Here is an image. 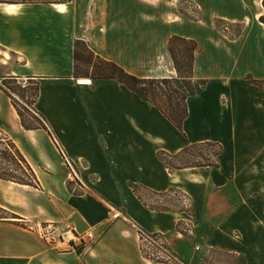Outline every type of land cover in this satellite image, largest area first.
<instances>
[{
	"label": "crops",
	"instance_id": "1",
	"mask_svg": "<svg viewBox=\"0 0 264 264\" xmlns=\"http://www.w3.org/2000/svg\"><path fill=\"white\" fill-rule=\"evenodd\" d=\"M194 1L206 15L221 2ZM174 35L198 42L197 94L188 99L182 131L125 86L74 76L81 39L136 76L175 78ZM211 38L203 22L183 21L174 0L0 3V84L11 77L52 82L37 103L52 135L25 129L0 89V134L38 180L31 186L0 179V208L10 216L0 221V264H264V167L249 165L256 158L264 165V88L247 80H264L263 41ZM205 142L223 146L220 168L171 172L159 158ZM239 162L246 166L241 173ZM73 178L82 192L77 181L69 187ZM131 183L179 190L191 213L150 209ZM168 199L159 207L174 206ZM52 222L80 233L94 229L98 239L60 252L39 233ZM139 230L163 236L181 262L145 257Z\"/></svg>",
	"mask_w": 264,
	"mask_h": 264
},
{
	"label": "trees",
	"instance_id": "2",
	"mask_svg": "<svg viewBox=\"0 0 264 264\" xmlns=\"http://www.w3.org/2000/svg\"><path fill=\"white\" fill-rule=\"evenodd\" d=\"M73 0H0L2 4H68L72 3ZM264 5V2H263ZM261 23L264 24V14L260 17ZM198 49V44L195 40L181 37L173 36L169 41V51L171 53L175 69L177 71V77L175 78H150V77H139L132 73L126 71L119 64L109 61L100 55L96 54L89 45L83 40H76L74 47V76L75 78H89L93 80V83L96 84L101 81H113L117 84H121L134 92L140 99L145 102H148L155 108H157L163 115L171 121L179 130H183V124L189 116L188 109V99L197 94V88L194 83V68H195V59L196 52ZM91 68L92 73L84 72L82 70V65ZM1 78V77H0ZM247 80L258 87L264 85V81L254 80L251 77H248ZM6 81H19V79L11 77L5 80H2L0 84V89L3 90L13 101L21 121L22 125L27 130H37L45 129L49 131L52 135V132L49 128L48 121L44 115L39 113L35 106L40 97L41 86L38 80L28 79L27 86L35 87L33 88V94L27 99H31L30 107L22 108L19 101L12 92V89L8 87ZM18 83L21 86L20 82ZM201 85L204 87L206 85L205 81H201ZM36 115V117L34 116ZM26 116L30 117L37 124H31L28 122ZM2 135V134H0ZM0 142H7V147L18 161L20 169L24 172L26 179L18 178L15 175L10 174H0V179L35 186L38 182L37 177L31 166L28 164L25 157L22 155L17 146L7 140L4 136L0 137ZM207 147L217 149L218 153L215 155L214 160L200 162V161H191L188 159L196 158L192 153L197 150L204 151ZM223 146L217 142H205L195 145L188 146L183 149L178 154H170L168 152L162 151L159 153V158L166 165V167L172 172L175 170L193 168V167H216L220 168L221 165V155L223 153ZM203 159V155H199ZM191 157V158H190ZM197 159V158H196ZM177 161V165H174L173 161ZM187 160L182 163L181 161ZM199 160V159H198ZM181 162V163H180ZM131 189L139 197V199L150 209H163L166 211L177 210L175 207H159L152 205V202H157V200L164 201L171 197L172 194L178 195V199L182 200L189 199L184 193H181L179 190L171 189L166 193H158L152 191L144 186L137 185L134 183L130 184ZM0 211L3 213H8L5 209L0 208ZM178 211L189 212L188 210L180 209ZM8 217H0V220ZM181 229V225H179ZM158 235V234H156Z\"/></svg>",
	"mask_w": 264,
	"mask_h": 264
},
{
	"label": "rangeland",
	"instance_id": "3",
	"mask_svg": "<svg viewBox=\"0 0 264 264\" xmlns=\"http://www.w3.org/2000/svg\"><path fill=\"white\" fill-rule=\"evenodd\" d=\"M263 2H264V0H221L220 4L215 8V10H212V13L210 15H206L202 11V9L195 3L194 0H174L175 7H176L177 11L180 13V15L182 16L183 21L188 22V23L189 22H203L204 25L207 26V33L208 34L211 33L213 36V38H211V39H219L221 41H227V42H229V41L246 42V41H250V40L255 39L257 41H261V42L263 41L260 48L264 47V39H262V35L264 34V24L261 23V21H260V17L264 14ZM228 10H234V11L239 10V12L235 14V12L228 11ZM210 27H212V29ZM209 30H211L212 32H210ZM209 37H210V35H209ZM190 39H192V38H190ZM193 40H195V39H193ZM197 44H198V42H197ZM195 62H196V59H195ZM82 70L84 72L92 73L91 68L85 66V64L82 65ZM251 78H253V77H251ZM26 81L27 80L6 81L8 87L12 89L13 94L15 95L17 100L19 101L22 108H24L26 106L30 107L31 99H27V96L30 97L33 94V88H35V87H28L25 89V86H27ZM13 82H20L21 86L18 85V83H13ZM38 82L40 83L41 90H42V86L44 84L52 83L49 81H42V80H38ZM53 83H58V82H53ZM194 83H195V80H194ZM200 84H201V81H200ZM260 88L263 89L264 85ZM40 96H41V93H40ZM38 101H39V99H38ZM38 101H37V103H38ZM37 103H36L35 108L39 113H41L37 109ZM34 116L36 117V115H34ZM26 118L28 119L29 123L37 124V122L34 121L33 119H31L30 117L26 116ZM0 137L2 138L3 135H0ZM200 150H197L196 152L192 153L194 156H196L197 159L196 158L188 159L189 162H191V161H195V162L206 161L207 163H209V161L214 160L215 155L218 153L217 149L210 148V147H207V149H203L204 151H200ZM201 154L203 155V159L199 156ZM186 161L187 160H184L181 162L184 163ZM173 163H174V165H177V161L174 160ZM250 164H253L255 166L259 165L261 167H264V165L261 164V161H258L257 158L255 160L251 161V163H249V165ZM243 165L244 164H241V162H239V170H240L239 173H241V171H242L241 169H244L246 167V166L244 167ZM0 174H10V175H15L18 178L26 179L24 172L20 169V167L18 165V161L14 158L13 155H11V153L7 147V142H5V143L0 142ZM261 180L264 183V177H262ZM76 181L78 182L77 187L79 189H77L75 191L76 192H79V191L82 192L80 190L81 187L79 185V184H81V182L77 178H73V181H71L69 183V187L73 189L72 184ZM238 183H241L240 180H238ZM262 187H264V184H262ZM157 201L159 203L152 202V205L159 206L160 204H163L161 200H157ZM169 201L171 202V205H174L173 207H175V209H177V210L183 209V210L191 211V201L190 200H189L190 202L188 204H185L184 200H182L181 198H180V200L178 199V195L172 194V199H170ZM231 201H240V198H239V196L235 197L232 194ZM0 217H8L9 218L10 216H8L7 213H3L0 211ZM4 219H7V218H4ZM52 223H55L57 225L64 226V227L67 226V225H62L61 223H57V222H52ZM48 224H50V223H48ZM48 224L42 225L40 227L39 231L41 232L42 227H45ZM208 229L209 228L204 227L202 230V233H204ZM96 233H97V239H98V232L96 231ZM88 247H90V246H88ZM60 252H62V251L60 250Z\"/></svg>",
	"mask_w": 264,
	"mask_h": 264
},
{
	"label": "built area",
	"instance_id": "4",
	"mask_svg": "<svg viewBox=\"0 0 264 264\" xmlns=\"http://www.w3.org/2000/svg\"><path fill=\"white\" fill-rule=\"evenodd\" d=\"M66 163L71 165L69 161H66ZM79 185L81 188L83 187V185ZM189 202L188 199L184 200L185 204ZM189 231H191V229ZM40 234L51 248L58 251L61 250L62 252L74 251L80 246H91V244L97 240V233L93 229L85 233H80L75 227H64L55 223H50L42 227ZM139 234L141 236V249L145 257L157 262H181V260L171 252L163 236L148 234L142 230H139Z\"/></svg>",
	"mask_w": 264,
	"mask_h": 264
},
{
	"label": "bare ground",
	"instance_id": "5",
	"mask_svg": "<svg viewBox=\"0 0 264 264\" xmlns=\"http://www.w3.org/2000/svg\"><path fill=\"white\" fill-rule=\"evenodd\" d=\"M80 83H83V84H90L91 83V79L89 78H82L80 80Z\"/></svg>",
	"mask_w": 264,
	"mask_h": 264
}]
</instances>
